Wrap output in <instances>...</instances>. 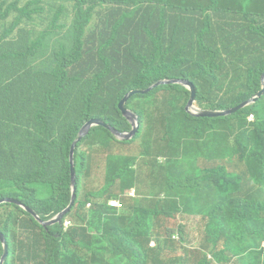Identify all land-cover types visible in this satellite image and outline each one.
Instances as JSON below:
<instances>
[{
	"label": "trees",
	"instance_id": "trees-1",
	"mask_svg": "<svg viewBox=\"0 0 264 264\" xmlns=\"http://www.w3.org/2000/svg\"><path fill=\"white\" fill-rule=\"evenodd\" d=\"M45 1L21 8L18 0H0V189L6 187L0 199H17L44 221L70 204V152L82 127L99 119L131 131L119 108L129 92L163 80H188L196 88L197 107L227 110L262 90L264 2L245 13L240 0H56L51 9L56 7L63 20L28 30L26 22ZM140 15L144 31L137 29L133 41L126 35ZM93 21L89 35L84 29ZM44 39L55 45L52 60L38 58L51 49H43ZM55 39L75 46L69 51ZM97 43L101 66L69 72L84 56L82 45ZM127 55L133 60L111 85L108 74ZM56 59L48 85L34 95L37 86L28 75L46 73ZM136 97L145 105L140 111L129 106ZM189 99L190 91L180 84L160 85L130 99L127 108L140 123L131 141L119 140L105 127L92 128L76 148L77 200L61 225L43 227L20 206L1 205L0 233L8 245L4 264H264V96L217 118L187 112ZM100 134L106 136L95 142ZM103 141L138 142L135 172L147 168L154 179L164 174L167 184L156 183L167 196L141 187L135 198L126 196L139 180L130 175L126 183V168L103 187L89 188L92 160L101 149L97 143ZM175 144L183 151L173 153ZM159 155L170 157L168 165H155ZM177 162L180 170L167 172ZM174 180L186 181L184 187ZM33 182L48 194L39 196L30 188ZM88 189L93 190L83 192ZM66 220L72 221L67 229ZM193 221L195 231L189 226ZM4 252L0 239V260Z\"/></svg>",
	"mask_w": 264,
	"mask_h": 264
},
{
	"label": "rangeland",
	"instance_id": "rangeland-1",
	"mask_svg": "<svg viewBox=\"0 0 264 264\" xmlns=\"http://www.w3.org/2000/svg\"><path fill=\"white\" fill-rule=\"evenodd\" d=\"M241 4L243 5L244 11L245 13H249L246 10L249 8H252L253 6H260L263 4L264 0H240ZM36 11L32 12V19L28 22H26L25 26L28 30L31 31H35V30H39V28L42 26L43 29L45 27H50V25L44 24L43 22L45 21H51V22H57V21H62L63 19L61 17L58 16L59 10L55 7L49 11H41L39 9H35ZM262 19L264 20V15L261 14ZM144 21V17L143 15L137 16L133 19L134 22V28H133V32L130 34L129 32L127 33L126 37L128 36L131 40L134 41L135 35H136V30L138 29H142V23ZM264 22V21H263ZM74 32L75 31V24L72 25ZM99 29H101V27H99ZM85 30V29H84ZM144 31V30H143ZM87 33L89 35H91V31H87ZM55 41H57L58 43H62L64 44L67 49L69 51H72L75 43L73 42H68V41H64L61 39H55ZM99 45L100 43L94 44V45H89L95 48L93 53H90L87 55V57L90 59V69H94V68H98L101 66V64H98L97 62H94L93 60L97 57L98 54V49H99ZM88 46V45H82V48ZM43 49H47V48H55V45L50 42L48 39H44V43H43ZM81 48V49H82ZM48 57H51V53H48ZM39 60L43 59V54L40 55ZM132 59V57L130 55H127L125 58H121L120 63H118L108 74L107 76V81L108 83H110L111 85H115L116 84V80L122 78V71L123 68L126 64H128ZM43 61V60H42ZM99 62H103V59L100 58L98 60ZM57 59L53 61V63H50L46 70V73L40 75V76H36L35 78H33V82L35 84V86H37V89L35 90V92L33 93L34 95L37 94V91H40L42 89H45V87L48 85L47 82V78L51 75L53 71L55 70L56 66H57ZM74 68L75 71L74 73H82L83 70L85 69V64L83 62V56L80 55L78 58H76L74 60ZM44 72V71H43ZM52 72V73H51ZM42 73V72H41ZM28 77H30V75H28ZM185 87V86H184ZM186 88V87H185ZM188 89V88H186ZM189 90V89H188ZM43 91V90H42ZM138 97L134 98L129 106L134 107L138 102H139ZM141 101V106L145 107L144 102L142 99H140ZM175 125H171L170 129L172 127H174ZM100 127V126H99ZM130 132V131H129ZM56 135H61L62 132H55ZM106 136V134H100V136L98 138L95 139V142H98L100 139L104 138ZM99 145H101V149H98L95 152V159H89L92 160V165H93V170H92V176H93V184L91 185V187L89 188H101L103 187L109 180L112 179L113 174L119 169V168H126V173L125 175V182L127 183V179L128 176L130 175H134L138 180V182H136V187L133 189H130L125 195L130 197V198H135L138 193V188H142L143 191L147 190V191H151L153 189H157V187L159 186L156 182L158 183H162L164 180V174L162 175H156L155 179L149 177L150 173L146 172L148 171L147 168H145L146 171H142L141 169V175L137 172H135L138 169L137 166V161L139 160V143L138 142H132L129 144H116L115 142L111 141L109 143L107 142H99L97 143ZM163 145V144H162ZM72 150V148H71ZM89 150H85L83 151L82 149H80V152L82 153H87ZM182 152L183 151V146H177V144L172 146V152L173 153H177V152ZM71 154V152H70ZM173 158L175 160L180 159V156H173ZM170 160V157H168L167 155H159L156 157V161H155V165L158 166V164H165L168 165V161ZM200 161L198 162V164H200ZM71 164V163H70ZM181 166L180 163L177 162L175 164H171L168 166L167 168V172L170 173H175L178 170H180ZM239 173H242L241 169H237L236 170V174L239 175ZM175 182L181 184L182 187H184L185 182L183 180H174ZM142 182L141 186H139V184ZM168 179L165 178L164 183L167 184ZM84 184V183H82ZM247 183L244 186L243 191L246 189ZM31 189L36 190L37 194L41 197H45L48 194V190L46 188H44L43 184H36V183H32L30 186ZM91 189V190H93ZM137 189V190H136ZM91 190H84L83 192H88ZM128 190V189H127ZM135 190V196H132V191ZM157 195L159 196V198H165L167 195L165 194V190H161L160 192L157 189ZM152 198H156V196H153ZM9 204V203H8ZM158 207L162 208V206L165 208V210L167 209V206L164 203H158ZM168 212V211H167ZM197 224V221H193L189 223L190 229H195V227L193 228V226ZM235 224L232 223V227H234ZM195 231V230H192ZM44 233V231H42ZM179 239V235H176V240ZM38 240H42V237H38ZM1 261V260H0ZM260 262L258 261L256 264H259Z\"/></svg>",
	"mask_w": 264,
	"mask_h": 264
},
{
	"label": "water",
	"instance_id": "water-1",
	"mask_svg": "<svg viewBox=\"0 0 264 264\" xmlns=\"http://www.w3.org/2000/svg\"><path fill=\"white\" fill-rule=\"evenodd\" d=\"M261 81H262V90L261 91H259L256 95H254L251 99L241 103L240 105H238L234 108L227 109V110H205V109H201V108L197 107L196 106L197 91H196L194 84L188 80H179V79L163 80V81L157 82L156 84H154L152 87H150L147 90L131 91L124 97V99H122V101L119 104V108H120L122 114L132 124V129L130 132L118 131L114 127L106 124L105 122H103L99 119H91L80 130V133H79L77 139L73 143L71 154H70L73 188H72V198H71L69 206L66 209H64L62 212H60L52 220L44 221V220H42V218L38 215V213L34 209L24 205L21 201H19L17 199H14V198L0 199V206L3 204H7V203L16 204V205L20 206L21 208H23L25 211H27L29 214H31L34 217V219H36L43 227H50V226L57 225V224L61 225L63 223L64 218L74 208V206L76 204V200H77V186H76L77 179H76V169H75L74 157H75V152H76V148H77L78 144L83 140V138H85L86 136H88L90 134L92 128L99 127V126L109 129L121 141H131L132 139H134L138 133L140 123H139V119H138L137 115L132 110L127 108V103L129 102L130 99H132L133 97H135L139 93L148 94L149 92H151L152 90H154L156 87H158L160 85L180 84V85H183L186 88H188L190 91V99H189L188 104L186 106L187 112L193 114L196 117H207V118L228 117V116H231L233 114H236L237 112H239L243 109H246L247 107H249L251 105L256 104L258 102V100L264 96V74L261 78ZM0 239L3 242L4 250H5L4 256L2 257L0 264H4L5 260L7 259V256H8V245H7L6 239L2 233H0Z\"/></svg>",
	"mask_w": 264,
	"mask_h": 264
},
{
	"label": "crops",
	"instance_id": "crops-1",
	"mask_svg": "<svg viewBox=\"0 0 264 264\" xmlns=\"http://www.w3.org/2000/svg\"><path fill=\"white\" fill-rule=\"evenodd\" d=\"M31 1H33V0H18L19 7L23 8L28 2H31ZM55 5H56V0H52V1L46 0L45 2L41 3L39 7H40L41 11H49V10H50L52 7H54ZM107 7H108L109 9H113V8H114V5H109V4H108ZM102 17H105V16H102ZM94 24H95V22L93 21V22L90 24L89 27L85 28V31H91V29H92L91 26H93ZM70 25H71V24H70ZM94 50H95V48L92 47V46H85V47H84V56H83V62H84V64H85V69H84V70H88V69H90V59L87 57V55L90 54V53H93ZM48 53H51V57H48ZM111 53H112V52H110V54H111ZM53 56H54V50L51 48L46 54L43 55V59H42V60H43V61L52 60ZM38 57H39V56H38ZM93 61L96 62V58H95ZM84 70H83V71H84ZM74 71H75L74 66L71 67V68L69 69V72L74 73ZM30 78L33 79V77H31V76H30ZM134 109H135L136 111H140V110L142 109L141 103H137V104L134 106ZM5 188H6V187L3 186L0 190H3V189H5Z\"/></svg>",
	"mask_w": 264,
	"mask_h": 264
},
{
	"label": "built area",
	"instance_id": "built-area-1",
	"mask_svg": "<svg viewBox=\"0 0 264 264\" xmlns=\"http://www.w3.org/2000/svg\"><path fill=\"white\" fill-rule=\"evenodd\" d=\"M250 121L254 120V115H250ZM132 196H135V190L132 191ZM112 204L114 206H120V204L117 201H113ZM88 207H91V204H88ZM63 226L65 227V229L69 228L70 226H72V221L71 220H66L63 224Z\"/></svg>",
	"mask_w": 264,
	"mask_h": 264
}]
</instances>
